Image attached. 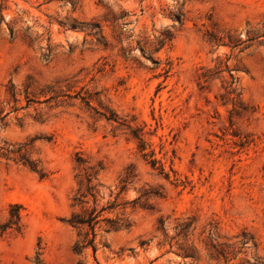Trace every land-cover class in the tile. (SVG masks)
Wrapping results in <instances>:
<instances>
[{"label":"rangeland","instance_id":"374dc122","mask_svg":"<svg viewBox=\"0 0 264 264\" xmlns=\"http://www.w3.org/2000/svg\"><path fill=\"white\" fill-rule=\"evenodd\" d=\"M37 260L264 264V0H0V264Z\"/></svg>","mask_w":264,"mask_h":264},{"label":"trees","instance_id":"16d2710c","mask_svg":"<svg viewBox=\"0 0 264 264\" xmlns=\"http://www.w3.org/2000/svg\"><path fill=\"white\" fill-rule=\"evenodd\" d=\"M96 28L100 29V26H96ZM170 38V35H167L168 39ZM31 165V168L35 171L36 167L32 165L26 158H22ZM44 177V175H42ZM97 173L93 171V169H89V171L86 172L85 177L83 179V183L85 185L86 192L81 195V199L78 201L80 205L85 204L83 201L84 198H86L88 195L93 196V193L95 192L96 186L94 185V181L96 180ZM94 197V196H93ZM19 206H15L13 208V211L15 213L12 215V218L10 222L5 225L2 229L5 231L6 229H11L13 226L17 227V230L20 229V221L21 216L19 214L20 211ZM100 217V214L97 213L96 210H84L82 213H75L72 215L71 219L67 222L72 228L77 229L81 231L82 234L80 236L82 237V241L76 245V248L74 249V252L77 254H81L85 249L92 248L94 252H96L95 249V229L98 224V219ZM111 228L113 230H118L116 223H110ZM36 264H41L40 261H36Z\"/></svg>","mask_w":264,"mask_h":264}]
</instances>
